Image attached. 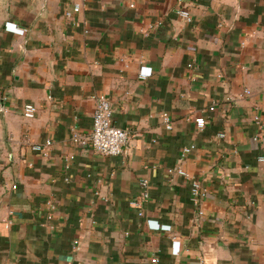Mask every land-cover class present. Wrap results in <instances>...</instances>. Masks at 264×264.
<instances>
[{"label": "crops", "instance_id": "crops-1", "mask_svg": "<svg viewBox=\"0 0 264 264\" xmlns=\"http://www.w3.org/2000/svg\"><path fill=\"white\" fill-rule=\"evenodd\" d=\"M0 264H264V0H0Z\"/></svg>", "mask_w": 264, "mask_h": 264}, {"label": "built area", "instance_id": "built-area-1", "mask_svg": "<svg viewBox=\"0 0 264 264\" xmlns=\"http://www.w3.org/2000/svg\"><path fill=\"white\" fill-rule=\"evenodd\" d=\"M80 9L79 5H75L72 8V12H78ZM72 12L67 11L65 15L67 17H70ZM177 13L185 19V21L190 22L191 16L186 9H178ZM143 68V67H142ZM141 68V69H142ZM150 71L143 68V70L140 71V74L146 75L149 74ZM245 93L248 92L247 89L244 90ZM95 100V106L92 113V125L90 131L85 135H79L75 131H73L72 134V140L73 142H76L82 146H89L94 151H96L99 154L107 155V156H116L124 151V147L128 140V132L126 129L120 128L113 124L112 122V108L110 105L109 100L104 95H98L94 97ZM210 109H213L211 106ZM37 112V107L32 103H27L23 105L22 108V115L26 118H33ZM162 121L164 122L167 129H170L172 127V122L169 117V115L166 112H163L161 114ZM194 122L197 126V128H202L205 124V120L203 117L198 116L194 118ZM51 145V142L49 140H46L42 143L34 144L32 145V149L35 151H41L43 149H46ZM190 150L189 147H186L183 149V153L188 152ZM262 160V158H261ZM169 172H175L181 176L188 177V174L185 170H183L180 166L174 169H169ZM141 186L142 189V198H146L147 193V181L142 180ZM13 188L16 186L13 185ZM190 193L192 196V199L199 208L198 214H202V210L200 209V202L201 199L205 196L206 190L201 187L200 182L196 179H193L191 181V188ZM48 207L52 211L55 208V205L52 201H48ZM135 202L134 204L136 205ZM141 214V212H139ZM78 240L74 241V244L77 245ZM158 259L156 257L152 258V262L156 263Z\"/></svg>", "mask_w": 264, "mask_h": 264}]
</instances>
